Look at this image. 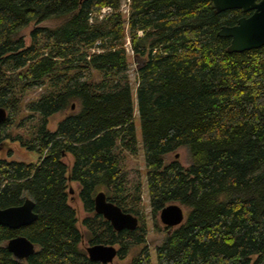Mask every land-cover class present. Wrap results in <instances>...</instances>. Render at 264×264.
<instances>
[{"label":"trees","instance_id":"obj_1","mask_svg":"<svg viewBox=\"0 0 264 264\" xmlns=\"http://www.w3.org/2000/svg\"><path fill=\"white\" fill-rule=\"evenodd\" d=\"M120 4L0 0V149L11 141L38 154L0 158V208L30 197L37 213L17 229L0 224V264H103L81 247L69 181L79 185L88 244H117L119 259L131 254L125 264H152L140 180L128 169L135 108L153 217L170 203L186 207L155 246L156 264H264V45L228 52L230 38L217 33L249 12L215 13L211 0H130L125 17ZM103 7L112 12L99 18ZM52 18L63 21L38 25ZM30 23L27 43L19 31ZM181 146L190 163L165 162ZM100 190L138 218L134 230L116 231L94 211ZM17 234L36 245L25 260L5 247Z\"/></svg>","mask_w":264,"mask_h":264},{"label":"water","instance_id":"obj_2","mask_svg":"<svg viewBox=\"0 0 264 264\" xmlns=\"http://www.w3.org/2000/svg\"><path fill=\"white\" fill-rule=\"evenodd\" d=\"M211 5L215 13L235 8L251 12L240 16L232 25L220 26L218 35L230 38L228 52H241L264 45V0H211ZM73 107L74 104H71ZM6 114V109L0 106V124L6 119ZM68 192L73 193L72 187L68 188ZM94 211L108 220L116 231L134 230L138 225V218L108 200L103 190L94 195ZM36 217L34 200L30 197H25L19 205L0 208V224L11 229L30 224ZM159 219L165 227L172 228L180 225L185 215L179 204L170 203L159 211ZM5 247L17 260H25L36 251V245L23 234L8 239ZM85 251L90 260L103 264L112 262L117 256V248L113 244H91Z\"/></svg>","mask_w":264,"mask_h":264},{"label":"rangeland","instance_id":"obj_3","mask_svg":"<svg viewBox=\"0 0 264 264\" xmlns=\"http://www.w3.org/2000/svg\"><path fill=\"white\" fill-rule=\"evenodd\" d=\"M123 2L124 0H121V3ZM62 21H63L62 18H52V19L44 20L40 22L38 25L53 27V26L60 24ZM34 25H35L34 23H30L29 25L25 26L19 31V34L24 37L27 43L29 41V35H28L29 31ZM126 51L129 55H132V53L129 50L126 49ZM129 61H130V67H129L128 75H129L130 83L134 87L135 86L134 63H133L132 58H130ZM40 91H41L40 88L34 89L28 94L26 98L27 99L31 98L32 96L39 93ZM72 104H74V107L72 109L68 108L62 112L55 113L50 118L48 122V128L50 130H54L56 128L57 121H59L64 115H66L72 110H75L76 105L75 103H72ZM134 116H135L134 123H135V133H136L137 144H138V153L135 157L129 156L128 158L129 177L133 178L135 176H138L140 180L141 189H142L141 200L143 203V216L146 221L147 229H148V233L146 235V246L149 249L152 264H156L154 248L157 244H159L163 240L168 230L170 231V229H172L173 227L172 228L169 227V229L165 227L159 219V212L156 214L155 217H153L150 211L149 198H148V192H147V186H146V177H145L146 167H145V162L143 159L140 124H139V119H138V114L136 112V108H135ZM0 158H5L7 160L33 162L37 160L38 154L34 151L25 149L24 147L20 146L18 142L8 141L7 144L3 148L0 149ZM172 159H178L182 165L187 166L190 163V153L188 151V148L186 146H181L175 151L165 155V162H169ZM63 161L71 165L72 163L71 155L67 154L66 156H64ZM69 187H72L73 193H69L68 203L72 207H74L76 210V214L78 218L77 226L84 235L82 242H81V247L85 249L90 244H88L87 239L85 237L86 229L81 224V220L84 216L87 215V212L83 209L82 203L77 195L78 190H79L78 183L76 181H69L68 188ZM179 205L182 207L184 211V215H186V207L181 204ZM115 246L116 248L118 247L117 244H115ZM130 257H131V254H129L124 259H119L116 256L113 259V261L108 264H125L129 261Z\"/></svg>","mask_w":264,"mask_h":264},{"label":"built area","instance_id":"obj_4","mask_svg":"<svg viewBox=\"0 0 264 264\" xmlns=\"http://www.w3.org/2000/svg\"><path fill=\"white\" fill-rule=\"evenodd\" d=\"M129 4H130V0H124L123 3L120 4V7L118 8V10L125 16H128V12H129ZM112 12V8L111 7H103L101 8V10L97 13V16L99 18H102L104 15L109 14ZM89 20H92V17L89 18ZM138 34H141V31L138 32ZM125 48L127 50H129L130 52H132L131 50V46H130V40L129 37H126V42H125Z\"/></svg>","mask_w":264,"mask_h":264},{"label":"flooded vegetation","instance_id":"obj_5","mask_svg":"<svg viewBox=\"0 0 264 264\" xmlns=\"http://www.w3.org/2000/svg\"><path fill=\"white\" fill-rule=\"evenodd\" d=\"M248 12H249V14L251 13L250 11H248ZM249 14H248V15H249Z\"/></svg>","mask_w":264,"mask_h":264}]
</instances>
